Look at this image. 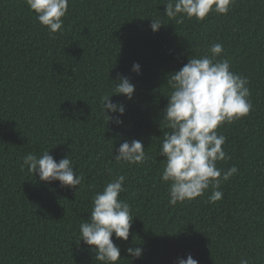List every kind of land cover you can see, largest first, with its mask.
I'll list each match as a JSON object with an SVG mask.
<instances>
[{"label":"trees","instance_id":"obj_1","mask_svg":"<svg viewBox=\"0 0 264 264\" xmlns=\"http://www.w3.org/2000/svg\"><path fill=\"white\" fill-rule=\"evenodd\" d=\"M167 0H69L63 32L50 34L26 0H0V264H102L81 238L93 198L117 175L126 177L120 198L132 208L128 241L117 264H264V0H236L227 14L182 24L163 17ZM165 25L152 31L153 18ZM179 18V17H178ZM221 43L230 70L247 77L251 112L218 133L237 166L221 184L190 201L169 204L160 148L168 104L167 79L189 58L211 55ZM141 66L139 74L133 65ZM135 85L131 100L114 94L118 77ZM122 103V124L108 122L101 98ZM119 116V113H109ZM140 140L148 159L117 163L125 141ZM68 155L84 176L77 188L43 182L21 169L28 153ZM128 247H142L134 259Z\"/></svg>","mask_w":264,"mask_h":264},{"label":"clouds","instance_id":"obj_2","mask_svg":"<svg viewBox=\"0 0 264 264\" xmlns=\"http://www.w3.org/2000/svg\"><path fill=\"white\" fill-rule=\"evenodd\" d=\"M29 8L36 13L38 21L48 27L50 34L63 32V19L69 9V0H26ZM236 0H167L163 17L182 24L185 17L204 20L211 12L227 14ZM179 17V18H178ZM165 25L162 18H153L152 31H159ZM211 55L190 57L180 70L171 73L167 79L170 89L168 104L163 109V120L170 131L165 132L160 148L164 156L162 180L169 183V204L193 200L213 189L209 202L216 203L223 197L221 184L238 172L237 166L228 169L217 167L218 161L230 159L223 145L226 137L217 129L225 122L231 123L247 116L253 109L247 77L230 70L227 58L218 59L224 52L221 43H213L209 49ZM141 66L133 65V71L139 74ZM135 85L126 76L118 77L115 93L131 100ZM111 96L101 98L108 122L115 120L122 124L120 116L125 114V106L112 102ZM119 113L110 116L109 113ZM21 169L36 175L43 182L59 181L61 186L79 189L84 176L79 173L68 155L58 162L50 151L45 150L37 156L28 153L23 158ZM117 163L141 164L148 159L143 143L133 139L123 142L114 156ZM126 177L117 175L108 182L103 191L93 198V207L88 220L80 224L81 238L92 246L95 260L102 264H117L121 259V247L114 243L116 239L128 241L133 223L132 208L120 198ZM127 253L134 259L143 255L142 247H128ZM178 264H199L191 255L179 259ZM239 264H249L241 258Z\"/></svg>","mask_w":264,"mask_h":264}]
</instances>
